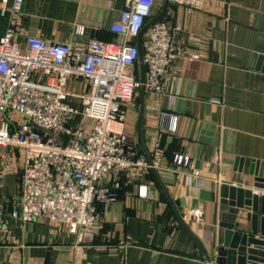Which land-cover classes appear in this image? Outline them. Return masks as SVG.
Wrapping results in <instances>:
<instances>
[{
  "label": "crops",
  "instance_id": "obj_1",
  "mask_svg": "<svg viewBox=\"0 0 264 264\" xmlns=\"http://www.w3.org/2000/svg\"><path fill=\"white\" fill-rule=\"evenodd\" d=\"M128 2L25 0L16 42L22 49L28 38L121 44L124 38L111 28ZM153 22L175 34L165 94L138 90L125 108L124 129L127 155L160 161L161 167L136 166L107 179L114 201L101 210L94 240L79 243L64 223L11 218L21 197L23 154L6 149L0 198L11 234L0 241V264H213L204 252L212 257L222 245L225 230L219 225L228 211L220 188L226 184L264 196L256 180L264 179V0H205L200 10L156 0L145 29ZM8 25L0 20V39ZM145 29L140 44L131 40L141 52L150 28ZM132 72L139 81L146 78L140 58ZM67 90L83 94L88 83L73 80ZM199 209L204 218L195 222L190 213Z\"/></svg>",
  "mask_w": 264,
  "mask_h": 264
},
{
  "label": "built area",
  "instance_id": "obj_2",
  "mask_svg": "<svg viewBox=\"0 0 264 264\" xmlns=\"http://www.w3.org/2000/svg\"><path fill=\"white\" fill-rule=\"evenodd\" d=\"M155 1L129 0L120 21L111 28L124 38L121 44L28 38L24 49L16 42V25L25 0L0 1V20H9L0 39V178L8 159L6 149L23 154L22 191L18 208L11 213L14 220L32 223L47 217L66 224L79 243L93 241L101 210H108L114 201L111 182L106 180L136 166L161 167L160 161L149 164L127 155L129 137L124 129L125 108L138 90L165 94L163 80L174 57L175 34L167 24L157 22L142 46L145 81L132 72L140 48L131 40L145 29ZM169 1L197 10L205 3ZM76 33L82 36L84 30ZM73 80H85L88 91L69 92L67 86ZM78 119L82 123L72 126ZM86 121L92 125L85 126ZM141 196H148L146 188ZM4 215L0 198V241L11 234ZM190 216L201 222L204 212L193 210Z\"/></svg>",
  "mask_w": 264,
  "mask_h": 264
},
{
  "label": "water",
  "instance_id": "obj_3",
  "mask_svg": "<svg viewBox=\"0 0 264 264\" xmlns=\"http://www.w3.org/2000/svg\"><path fill=\"white\" fill-rule=\"evenodd\" d=\"M141 34L132 40L133 43L140 44ZM140 60L143 61L141 50ZM144 81L143 77L142 82ZM142 91L144 94V88ZM256 180L260 182L258 187H264L261 184L264 179ZM219 194L221 203L228 207L219 225L225 230L223 243L215 246L212 257L203 251L207 261L213 264H264V196L261 197L250 189L226 184L220 188Z\"/></svg>",
  "mask_w": 264,
  "mask_h": 264
},
{
  "label": "trees",
  "instance_id": "obj_4",
  "mask_svg": "<svg viewBox=\"0 0 264 264\" xmlns=\"http://www.w3.org/2000/svg\"><path fill=\"white\" fill-rule=\"evenodd\" d=\"M76 125H78V123H73V124H72V126H76Z\"/></svg>",
  "mask_w": 264,
  "mask_h": 264
},
{
  "label": "rangeland",
  "instance_id": "obj_5",
  "mask_svg": "<svg viewBox=\"0 0 264 264\" xmlns=\"http://www.w3.org/2000/svg\"><path fill=\"white\" fill-rule=\"evenodd\" d=\"M21 191H22V181H21ZM49 219V218H48ZM82 243H85V242H82Z\"/></svg>",
  "mask_w": 264,
  "mask_h": 264
}]
</instances>
